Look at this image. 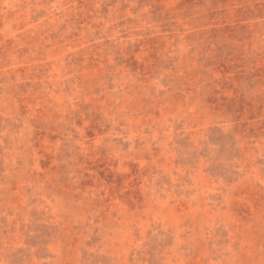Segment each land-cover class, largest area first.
Returning <instances> with one entry per match:
<instances>
[{
    "label": "rangeland",
    "instance_id": "obj_1",
    "mask_svg": "<svg viewBox=\"0 0 264 264\" xmlns=\"http://www.w3.org/2000/svg\"><path fill=\"white\" fill-rule=\"evenodd\" d=\"M0 264H264V0H0Z\"/></svg>",
    "mask_w": 264,
    "mask_h": 264
}]
</instances>
